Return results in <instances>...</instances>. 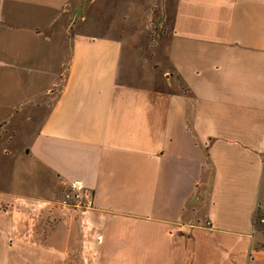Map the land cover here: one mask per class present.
Returning <instances> with one entry per match:
<instances>
[{
  "label": "crops",
  "instance_id": "obj_1",
  "mask_svg": "<svg viewBox=\"0 0 264 264\" xmlns=\"http://www.w3.org/2000/svg\"><path fill=\"white\" fill-rule=\"evenodd\" d=\"M151 2L163 47L89 36L81 0H0V98L15 79L41 116L0 118V264H264V0Z\"/></svg>",
  "mask_w": 264,
  "mask_h": 264
},
{
  "label": "rangeland",
  "instance_id": "obj_2",
  "mask_svg": "<svg viewBox=\"0 0 264 264\" xmlns=\"http://www.w3.org/2000/svg\"><path fill=\"white\" fill-rule=\"evenodd\" d=\"M80 3V1L78 2ZM82 6H85L86 20L82 23V29H85L86 34L89 36H107L109 31L112 28H118L120 31H127L129 28L144 30L143 34L133 33L137 40H145L146 43L157 44L161 42V46L168 40L169 33L165 30L167 23L164 22V18L158 14L160 6L157 7L154 2L151 0H81ZM155 6V15H152L151 19L148 17L145 18V12ZM144 13V16H143ZM160 20H163L161 23ZM77 22H80V18H77ZM161 24H158V23ZM124 37L127 38L131 34L123 33ZM133 39V38H131ZM168 67V65H165ZM18 81L11 79L6 82V84L11 88V96L1 97L0 106L2 111L0 112V118H4L8 115L15 116L18 112L19 115L26 114L27 111L32 110L34 115L37 114L34 121L31 124V127L36 130L41 122V116L37 108H21L22 101L26 100L23 96H18L16 86ZM32 99V100H31ZM30 100L33 101L34 98ZM42 100L45 98H41ZM8 101V107L6 108V103ZM22 102V103H21ZM6 112V113H5ZM18 117V116H17ZM16 120H18L16 118ZM15 120V122H16ZM1 142L5 144L6 135L3 134L0 130ZM19 142V139L17 140ZM16 142V143H17ZM3 148V146H1ZM22 156V155H21ZM28 163V158L22 156L14 165V171L17 176L20 177V180L24 184L35 186L39 182L36 178L31 176L26 172L22 166ZM4 175V174H3ZM4 181V179H1ZM65 192V191H64ZM64 194V193H63ZM256 217H264V207H259ZM258 228H262L264 231V224H258Z\"/></svg>",
  "mask_w": 264,
  "mask_h": 264
},
{
  "label": "built area",
  "instance_id": "obj_3",
  "mask_svg": "<svg viewBox=\"0 0 264 264\" xmlns=\"http://www.w3.org/2000/svg\"><path fill=\"white\" fill-rule=\"evenodd\" d=\"M93 193L81 183H72L64 192L61 205L72 207L86 212L92 207ZM259 223L264 224V217L259 218Z\"/></svg>",
  "mask_w": 264,
  "mask_h": 264
},
{
  "label": "trees",
  "instance_id": "obj_4",
  "mask_svg": "<svg viewBox=\"0 0 264 264\" xmlns=\"http://www.w3.org/2000/svg\"><path fill=\"white\" fill-rule=\"evenodd\" d=\"M257 217L255 218V222H254V226H255V228H257L258 227V224H259V221H257Z\"/></svg>",
  "mask_w": 264,
  "mask_h": 264
}]
</instances>
